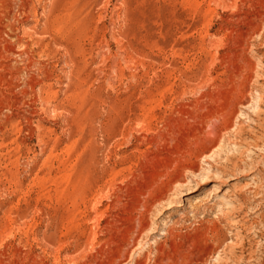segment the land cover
I'll return each instance as SVG.
<instances>
[{
	"label": "rangeland",
	"instance_id": "obj_1",
	"mask_svg": "<svg viewBox=\"0 0 264 264\" xmlns=\"http://www.w3.org/2000/svg\"><path fill=\"white\" fill-rule=\"evenodd\" d=\"M0 264H264V0H0Z\"/></svg>",
	"mask_w": 264,
	"mask_h": 264
},
{
	"label": "bare ground",
	"instance_id": "obj_2",
	"mask_svg": "<svg viewBox=\"0 0 264 264\" xmlns=\"http://www.w3.org/2000/svg\"><path fill=\"white\" fill-rule=\"evenodd\" d=\"M83 257V256H82Z\"/></svg>",
	"mask_w": 264,
	"mask_h": 264
}]
</instances>
